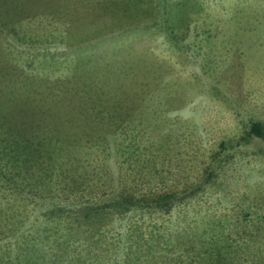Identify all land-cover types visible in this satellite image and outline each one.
Listing matches in <instances>:
<instances>
[{"label": "rangeland", "instance_id": "374dc122", "mask_svg": "<svg viewBox=\"0 0 264 264\" xmlns=\"http://www.w3.org/2000/svg\"><path fill=\"white\" fill-rule=\"evenodd\" d=\"M0 264H264V0H0Z\"/></svg>", "mask_w": 264, "mask_h": 264}]
</instances>
